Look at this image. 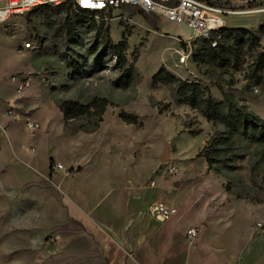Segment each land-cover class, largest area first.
I'll return each instance as SVG.
<instances>
[{
  "label": "rangeland",
  "instance_id": "1",
  "mask_svg": "<svg viewBox=\"0 0 264 264\" xmlns=\"http://www.w3.org/2000/svg\"><path fill=\"white\" fill-rule=\"evenodd\" d=\"M211 1L237 11L264 7ZM126 12L128 20L109 12L73 22L72 35L63 25L66 13L51 8L0 25V264H105L108 246L125 255V264H264V144L236 136L230 145L214 147L209 171L198 154L213 151L209 142L226 130L178 104L174 86L151 84L164 67L264 121V70L261 80L247 85L256 53L264 50V13L225 19L224 28L249 30L259 40L255 52L240 54L236 70L200 63L198 41L191 50L182 41L190 35L184 24L153 16L152 28L135 9ZM101 23L102 36L106 31L112 43L128 35L125 68L135 71L128 89L114 85L122 69L96 37ZM181 51L189 53L183 65ZM19 81L28 87L19 91ZM93 98L108 101L101 121L83 116L64 123L61 103ZM119 113L136 117L137 124L124 123ZM28 120L39 128L26 130ZM165 148L169 156L162 163ZM56 164L63 170H52ZM169 165L177 173L160 178ZM79 172L72 181H59ZM151 181L154 189L146 187ZM68 201L83 223L99 218V228L78 225L64 208ZM155 202L172 205L176 214L157 223L148 212ZM128 222L130 230L155 227L137 234L133 259L131 248L119 244L130 239L122 230ZM106 225L117 237L107 234ZM190 228L198 237L187 247Z\"/></svg>",
  "mask_w": 264,
  "mask_h": 264
},
{
  "label": "trees",
  "instance_id": "2",
  "mask_svg": "<svg viewBox=\"0 0 264 264\" xmlns=\"http://www.w3.org/2000/svg\"><path fill=\"white\" fill-rule=\"evenodd\" d=\"M210 1V0H204ZM51 8L62 10L66 13L64 19V27L67 28V34L72 35V23L82 24L86 21H93V18L100 14L91 11H79V14H73L69 3L60 7L44 6L37 9ZM36 9V10H37ZM135 9L144 19V21L152 28H156L157 22L152 15H148L137 8L126 7L125 10L131 11ZM103 23L97 28V38H101L103 51L111 53L115 57V65L122 69L121 75L114 81V85L118 89H128L133 81L135 74L134 67L126 65L127 37L122 33L121 40L112 43L107 32L102 36ZM215 42V47L211 44ZM199 46L195 50L197 60L206 65L216 66L219 68L238 69L239 56L244 51H256L259 46L258 38L253 32L242 28H220L216 33L211 34L208 39L198 41ZM195 45V44H194ZM264 70V50L256 53L253 62L252 77L249 78L247 85L250 86L251 79L261 80L258 73ZM151 84L157 86H174V94L178 104L186 105L192 110L198 111L203 118L211 123L219 124L226 130V136L209 142L213 148L226 144L230 145L231 140L238 136L247 138L252 143L264 144V121L246 111L244 107H238L233 99L225 97L221 101L215 100L206 88H202L198 83L186 80H180L164 67H160L152 76ZM108 101L104 98H93L87 104H81L76 101H65L60 105V112L64 123L83 116H96L101 121L105 112ZM119 118L126 124H137L136 117L124 113L118 114ZM210 146V145H209ZM205 148L198 156L206 160L208 170L213 168V152Z\"/></svg>",
  "mask_w": 264,
  "mask_h": 264
},
{
  "label": "built area",
  "instance_id": "3",
  "mask_svg": "<svg viewBox=\"0 0 264 264\" xmlns=\"http://www.w3.org/2000/svg\"><path fill=\"white\" fill-rule=\"evenodd\" d=\"M248 5H262L264 0H246ZM69 3L73 14H79V11H91L98 13L119 12L117 18L127 19L126 7L137 8L145 14L154 17H162L174 24H184L190 31V35L183 38L182 41L191 50L195 42L202 39H208L211 34L216 33L224 27L225 19L251 13H264V7L246 11H237L233 8L219 5L217 3L204 0H0V25L6 24L11 18L23 16L37 8L44 6L60 7ZM116 17V16H115ZM215 42L211 47H215ZM25 48L29 49L30 44L25 43ZM180 64H185L189 53L178 52ZM14 80V79H13ZM28 81H19L18 90L27 88ZM25 128L28 131H36L39 128L37 122L28 120L25 122ZM52 170H63L62 165L56 164ZM177 168L173 165L159 171L158 176L163 178L166 174L175 175ZM154 189L156 184L151 181L146 186ZM150 217L157 223H164L170 220L175 214L176 209L172 205L163 202L151 203L148 206ZM198 237L196 228H190L185 233V243L187 247H192Z\"/></svg>",
  "mask_w": 264,
  "mask_h": 264
},
{
  "label": "crops",
  "instance_id": "4",
  "mask_svg": "<svg viewBox=\"0 0 264 264\" xmlns=\"http://www.w3.org/2000/svg\"><path fill=\"white\" fill-rule=\"evenodd\" d=\"M82 172V171H81ZM81 172H79V173H77V175H74L73 177H69L68 179L67 178H65V176L62 174V180H59V181H61V182H63V181H67V182H69V181H72V179L74 178H77L80 174H81ZM64 178V179H63ZM73 179V180H74ZM71 191H72V186H71ZM69 199V198H68ZM69 200H71V199H69ZM71 202H73V201H68V203L66 204V202L64 203V208H66V210H67V212H68V215H69V217H71L72 219H74V220H76V221H78L77 223H78V225H81V226H83V227H85L86 229H89L88 227H90V228H94V226H97L98 228H99V224H100V222L98 221V219L97 218H93L94 219V221H93V225H89V224H85V223H83L80 219H79V217H77L73 212H72V210H71V207L73 206H71ZM74 203V202H73ZM75 204V203H74ZM70 209V210H69ZM93 210H95L94 209V206H93ZM87 216H89V217H91L92 216V214H90V213H87L86 214ZM129 216H131V215H129ZM97 219V220H96ZM130 221V220H129ZM107 226V225H106ZM132 226V222H128L125 226H124V228L122 227V230L124 231V232H129L130 234H131V236H130V239H128V241L126 242V244H124L123 245V243H122V241H120V246H121V248H131V250H132V252H133V255L130 257V258H134V256H135V248H137V246H138V244H139V241H140V237H141V235H137V234H144L145 233V235H147L151 230H153V228H155V227H140V226H134L133 228H131V230H130V227ZM105 228V230H106V232H107V234L111 237V238H113L114 239V237H113V235L115 236V237H117V235H116V233L114 232V230L112 229V228H110V227H104ZM91 231H92V229H90ZM96 230H98V229H96ZM105 257H106V261H105V264H125L126 263V260H127V258L125 257V255L122 253V252H120V251H118V249L115 247H112V248H109V246H108V248H107V252H105Z\"/></svg>",
  "mask_w": 264,
  "mask_h": 264
},
{
  "label": "water",
  "instance_id": "5",
  "mask_svg": "<svg viewBox=\"0 0 264 264\" xmlns=\"http://www.w3.org/2000/svg\"><path fill=\"white\" fill-rule=\"evenodd\" d=\"M168 156H169L168 149L165 148V149L163 150L162 154L159 156V161L162 162V163L166 162V161L168 160ZM213 246H214L215 248H220V247H221V244H220L219 242H215V243L213 244Z\"/></svg>",
  "mask_w": 264,
  "mask_h": 264
},
{
  "label": "snow or ice",
  "instance_id": "6",
  "mask_svg": "<svg viewBox=\"0 0 264 264\" xmlns=\"http://www.w3.org/2000/svg\"><path fill=\"white\" fill-rule=\"evenodd\" d=\"M84 2H87V0H84Z\"/></svg>",
  "mask_w": 264,
  "mask_h": 264
}]
</instances>
